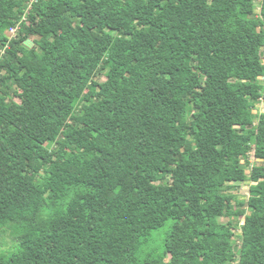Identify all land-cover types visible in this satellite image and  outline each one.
<instances>
[{"label":"trees","instance_id":"obj_1","mask_svg":"<svg viewBox=\"0 0 264 264\" xmlns=\"http://www.w3.org/2000/svg\"><path fill=\"white\" fill-rule=\"evenodd\" d=\"M32 1L0 0V264H264V0Z\"/></svg>","mask_w":264,"mask_h":264},{"label":"rangeland","instance_id":"obj_2","mask_svg":"<svg viewBox=\"0 0 264 264\" xmlns=\"http://www.w3.org/2000/svg\"><path fill=\"white\" fill-rule=\"evenodd\" d=\"M257 4V13H259L260 11V7H259V1L256 2ZM18 36V31L15 32L14 37ZM30 46L32 47L33 44H30ZM261 61L264 63V51L262 52V55L260 56ZM98 81H105L106 78L104 76V74H99L98 75ZM257 109L258 112L263 113L264 112V101L260 100L257 104ZM249 158L252 164L257 165L260 164V162H258L253 153H249ZM251 182H245L239 185H234L229 192L232 193L237 200H240L244 203L247 202L248 198H249V189L251 186ZM157 185H160V183H157ZM243 220V217L241 218V221ZM171 222L167 223L165 225V227H163L162 229L155 231L152 234V239L150 241V244L148 246V248H146L145 250L148 251H152L154 249H156L158 247L159 244L163 243V240L165 239L166 233L168 232L169 228H170ZM237 234H239V231H237ZM235 245H236V250L239 248V239L236 237L235 238Z\"/></svg>","mask_w":264,"mask_h":264},{"label":"built area","instance_id":"obj_3","mask_svg":"<svg viewBox=\"0 0 264 264\" xmlns=\"http://www.w3.org/2000/svg\"><path fill=\"white\" fill-rule=\"evenodd\" d=\"M33 1H34V0H33ZM33 1H32V2H33ZM30 6H31V4H30ZM18 29H19V25L16 26V27H14V28H12V29L10 30V39H14V38H15V37H14V34H15V32L18 31ZM7 48H8V45H7L5 48H3V49L0 50V59H1L2 56L5 54V51H6Z\"/></svg>","mask_w":264,"mask_h":264},{"label":"water","instance_id":"obj_4","mask_svg":"<svg viewBox=\"0 0 264 264\" xmlns=\"http://www.w3.org/2000/svg\"><path fill=\"white\" fill-rule=\"evenodd\" d=\"M30 44H32L31 41H26V42H25V46H27V47H30Z\"/></svg>","mask_w":264,"mask_h":264}]
</instances>
